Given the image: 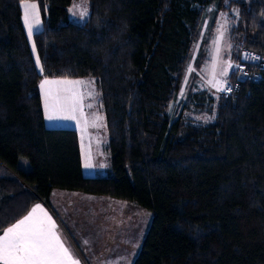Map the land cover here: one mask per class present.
I'll return each instance as SVG.
<instances>
[{
    "label": "trees",
    "instance_id": "obj_1",
    "mask_svg": "<svg viewBox=\"0 0 264 264\" xmlns=\"http://www.w3.org/2000/svg\"><path fill=\"white\" fill-rule=\"evenodd\" d=\"M0 0V234L54 190L134 203L153 213L133 264H264V66L234 94L195 91L191 80L172 119L193 45L204 55L220 11L232 59L264 57V0H32L42 29L33 55L21 2ZM212 5L215 11H210ZM93 76L101 93L111 169L86 175L78 130L47 127L42 77ZM208 100V102H207ZM204 123L184 110L209 113Z\"/></svg>",
    "mask_w": 264,
    "mask_h": 264
},
{
    "label": "rangeland",
    "instance_id": "obj_2",
    "mask_svg": "<svg viewBox=\"0 0 264 264\" xmlns=\"http://www.w3.org/2000/svg\"><path fill=\"white\" fill-rule=\"evenodd\" d=\"M27 3H35L36 1L25 0ZM24 2V3H25ZM39 6V5H38ZM21 7L23 8V1L21 2ZM210 11H215L216 6L212 5ZM86 10L88 12L87 16L74 15L73 13H79ZM24 12V11H23ZM24 16V13H23ZM89 16V4L87 0H74L69 7V19L75 23H83L87 20ZM40 25L34 26V32L32 37L28 36L30 46L35 57L38 56L34 34L42 29V17L39 9ZM236 22L238 19V10L233 9L231 14L226 11H220L216 19V26L214 29V34L206 46L204 55L199 59L197 68L195 66V59L198 54V49L200 41L195 43L192 48V60L188 66L185 78L183 79V90L179 95V99L171 106L170 113L172 119H176L182 109V97L185 96L186 90L191 80V75L193 73L197 74V78L194 81L195 91H208L212 96L217 97L219 94V89L213 87L212 84L215 81L222 82L223 80L230 77L232 70L234 68L235 61L232 59V42L230 40V25L232 20ZM25 24V23H24ZM25 29L27 32V26L25 24ZM221 33L223 38H221ZM33 45L35 48H33ZM219 49V52H217ZM39 57V56H38ZM40 61V59H39ZM215 65V69H214ZM228 65H231L229 67ZM39 70L41 69V64L37 65ZM221 68H227V75H221ZM45 79L48 80H82V81H95V92L98 93L94 98L84 95L83 110L85 126H88L89 131L92 134L93 149L94 154L92 155L93 172L91 176H107L111 169V156L107 150V144L109 140L108 131L106 127L105 113L101 107V93L97 84V79L93 76L83 77L79 79L64 78V77H42L40 80V85ZM52 89L63 88L62 85H49L47 86ZM187 87V88H186ZM43 110L45 115V124L47 127H76L79 126V120L82 117L79 112L75 113L76 120L72 119H47V112L44 107V89L40 87ZM82 93L87 90L81 88ZM208 102V100H207ZM91 104L92 107L89 108L88 105ZM216 108L213 107L212 112H208L206 109L195 112L194 109L184 110L183 116L193 117L198 121L208 123L213 121L215 117ZM64 115V113H61ZM96 117L101 119L97 120ZM87 172V171H86ZM63 193H68L69 191H62ZM79 200L74 199L77 203H89L96 217H92L91 214H87L85 218L81 212V216L77 217V211H72L66 215V210L72 209L73 206H69L68 209H64L65 212L61 213L62 222L64 224L65 218L68 222H73V219L77 217V222L81 224L83 231L88 232L91 229L93 220L94 228L97 229V234H95L94 240L82 243L77 239V248L80 257L84 258V264H133L137 254L139 253L144 237L151 225L153 213L143 208L125 200H120L117 198L109 196H97L89 195L82 192H74ZM75 197V196H74ZM68 201L72 202L71 198L63 197ZM86 201H83L85 200ZM88 201V202H87ZM68 202V203H71ZM59 203H57L58 205ZM53 205H56L53 203ZM56 205V206H57ZM83 206H76L74 208L80 209ZM95 208V209H93ZM75 210V209H74ZM69 212V211H68ZM65 214V215H64ZM91 215V218H89ZM64 220V221H63ZM76 224V222H75ZM66 227V225L64 224ZM67 228V227H66ZM81 232H79L80 234Z\"/></svg>",
    "mask_w": 264,
    "mask_h": 264
},
{
    "label": "snow or ice",
    "instance_id": "obj_3",
    "mask_svg": "<svg viewBox=\"0 0 264 264\" xmlns=\"http://www.w3.org/2000/svg\"><path fill=\"white\" fill-rule=\"evenodd\" d=\"M23 11L28 36L32 37L34 26L40 25L39 6L35 3L25 2L23 3ZM73 14L87 16L88 12L84 10ZM221 38H223L222 33ZM33 48H35L34 45ZM36 63L37 65L40 64L38 56ZM228 66L231 67V65ZM40 70L42 71V67ZM220 74L227 75V68H221ZM49 85H62L64 87L52 89L47 87ZM94 85V80L86 82L82 80L45 79L40 87L44 89V107L48 114L47 119L76 120L75 113L77 112L83 117L82 101L84 95L92 98L98 95ZM212 86L217 87L220 91L225 90L220 81H215ZM81 88L87 91L82 93ZM228 90L230 91V89ZM88 107L91 108L92 105L89 104ZM96 119L101 118L96 117ZM85 167L90 168L92 165L86 160ZM57 229L58 226L53 217L40 204H36L28 215L7 227L0 234V264H80V261L73 257L69 248L62 242L61 237L57 234ZM84 243L86 244L87 241Z\"/></svg>",
    "mask_w": 264,
    "mask_h": 264
},
{
    "label": "crops",
    "instance_id": "obj_4",
    "mask_svg": "<svg viewBox=\"0 0 264 264\" xmlns=\"http://www.w3.org/2000/svg\"><path fill=\"white\" fill-rule=\"evenodd\" d=\"M24 2L25 1H23V3ZM22 10H23V8H22ZM23 22H24V19H23ZM74 79H76V78H74ZM83 124H85L84 116L82 117L81 121L79 120V126H76L74 128H76L78 130V133H79V142H80L81 156H82L84 172L86 175H93V174H91L93 172L92 155L94 154V149H93L94 145H93V140H92V134L89 131L88 126H85ZM86 160L89 163H91L92 167H90V168L85 167ZM62 191L63 190H54L51 194V197L49 200L50 201L49 205L43 201H38L37 203L33 204V206L30 208V210L19 219H22L24 216L28 215L31 212V209L33 207H35L36 204H40L45 209V211H47L53 217L54 221L56 222V224L58 226L57 234L61 237L62 242L65 244L66 247L69 248L70 252L73 254V257L75 259H78L80 261V264H84L83 262L85 261V259L83 257L82 258L80 257V255L78 253L77 242L75 239H77L78 241H81L82 243H84L85 241L89 242L91 240H94L93 236L95 234H97V229L94 228V225H93L94 219H93V220H91V222H92L91 229L88 230V232L83 231L81 228V224L79 222H77V217L81 216L82 211H84V212H82V214L85 218L87 217V214H91L92 217H96V214L93 212V210L91 208V206H92L91 204H89V203H86V204L77 203L74 200L76 198H77V200H79L78 197L75 195L76 193H74L77 191H69L68 193H63ZM65 191H68V190H65ZM63 197L71 198L72 202L68 201L67 199H64ZM83 201H86V199ZM68 202H71V203H68ZM53 203L56 205H57V203H59V204L56 206V205H53ZM69 206H73V208L68 209ZM76 206H83V207L80 209H77V208H74ZM64 209H68V210H66V215L68 213H72V211H75V212L77 211V217L73 219V222H68L66 220V218H65V221L63 220L64 224L66 225L67 228L64 226V224L62 222V216L59 213V211H61V213H64L65 212ZM93 209H95V208H93ZM91 215L89 218H91ZM18 220H16L14 223L18 222ZM75 222H76V224H75ZM14 223H12V224H14ZM12 224L10 226H12ZM79 232H81V233L79 234Z\"/></svg>",
    "mask_w": 264,
    "mask_h": 264
},
{
    "label": "built area",
    "instance_id": "obj_5",
    "mask_svg": "<svg viewBox=\"0 0 264 264\" xmlns=\"http://www.w3.org/2000/svg\"><path fill=\"white\" fill-rule=\"evenodd\" d=\"M246 64L264 66V57L261 53L255 52L253 50H243L240 59L234 64V68L230 77L221 82L225 90H219V93L223 94L225 98L231 97L239 88L241 82H244L247 79L255 80L259 78V75L252 73L247 69ZM228 89H230V91Z\"/></svg>",
    "mask_w": 264,
    "mask_h": 264
}]
</instances>
